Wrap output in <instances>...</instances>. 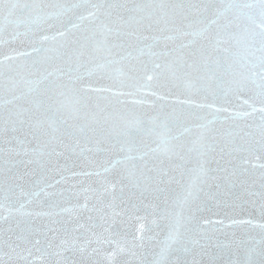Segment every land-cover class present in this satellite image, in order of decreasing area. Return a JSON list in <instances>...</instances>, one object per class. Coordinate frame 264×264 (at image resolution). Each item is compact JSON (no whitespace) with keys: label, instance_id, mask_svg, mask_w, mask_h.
Instances as JSON below:
<instances>
[{"label":"water","instance_id":"95a60500","mask_svg":"<svg viewBox=\"0 0 264 264\" xmlns=\"http://www.w3.org/2000/svg\"><path fill=\"white\" fill-rule=\"evenodd\" d=\"M229 2L4 0L3 264H264V21Z\"/></svg>","mask_w":264,"mask_h":264},{"label":"snow or ice","instance_id":"6c2138e0","mask_svg":"<svg viewBox=\"0 0 264 264\" xmlns=\"http://www.w3.org/2000/svg\"><path fill=\"white\" fill-rule=\"evenodd\" d=\"M4 0H0V13H2V5H3ZM260 4V17L261 20L264 21V0H259ZM246 7V8H254L255 7V0H252V2H245L243 5H241L239 2H229L228 8L229 9H239L241 7ZM15 4L13 5V8L9 10V14L14 10ZM138 11H143L145 10L144 8H140L139 6L137 7ZM160 12L166 14V8L163 3V0H161L160 3ZM151 15V13H149ZM223 13H217V15H222ZM242 15H247L249 19H252L251 13H241ZM213 23H216V21H213ZM0 24H2V15H0ZM111 31V30H109ZM0 34H2V27H0ZM181 35H188V33H180L178 32L175 37H170V39H179ZM255 39V37H253ZM260 44H261V50L264 51V23L261 24V32H260ZM98 50L103 51L105 55H110L111 54V48H109L105 42H98ZM175 49L167 52H161V53H154L150 49L147 52V55L152 57V56H160V57H171V59H165V62L163 64L161 63H156L155 68L163 70L166 73H170L173 76H180V75H187L190 71H196L198 70V67L195 63H189L187 60H185L183 57L176 56L174 55ZM144 50L141 49V55H144ZM131 55V54H129ZM126 59V57H124ZM0 65H2V61H0ZM211 76V74H210ZM261 92L262 95H264V59H262V69H261ZM0 78H2V69H0ZM211 78H215L212 76ZM151 79V77H149ZM217 83L219 84L220 81L217 80ZM195 87V85H193ZM0 87H2V83H0ZM264 111V110H262ZM95 119V116L93 117ZM107 119V117H104ZM122 134L123 135H130V129L129 128H124L122 129ZM261 134L264 135V123H262L261 126ZM203 149V145L201 146ZM262 210H264V205H262ZM0 264H3V261H0Z\"/></svg>","mask_w":264,"mask_h":264}]
</instances>
